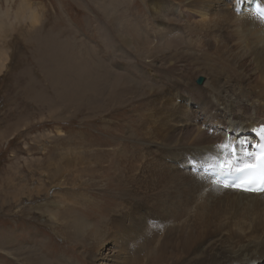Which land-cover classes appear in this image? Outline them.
Here are the masks:
<instances>
[{"label":"rangeland","instance_id":"rangeland-1","mask_svg":"<svg viewBox=\"0 0 264 264\" xmlns=\"http://www.w3.org/2000/svg\"><path fill=\"white\" fill-rule=\"evenodd\" d=\"M244 4L233 7L240 11ZM166 13L157 0H0V264H22L32 252L51 264H104L99 258L106 256L120 257L116 264H124L130 192L126 150L134 145L138 155L146 139L141 120L130 129L125 122L136 120L144 109L139 102L129 104L128 97L109 107V96L134 90L139 99L146 89L157 92L156 87L142 88V69L158 76L159 66L174 62L175 75L191 69L193 84L203 78L196 86L206 83L208 91H216L219 80L227 81L211 60L199 57L193 25ZM229 57L217 55L221 62ZM77 75L96 79L99 86L96 95L77 93L84 102L80 108L74 100L76 105L66 104L63 91V79ZM163 81L150 84L160 89ZM86 85L83 81L81 88ZM139 100L147 103L149 96ZM97 150L113 153L97 155L100 161ZM121 153L119 179H113L106 160L115 163ZM141 206L135 200L133 210L146 220L169 219L154 213L151 203ZM67 214L85 217L89 230L83 244L61 225L69 220ZM93 229L98 233L90 237ZM163 235L162 230L158 238ZM158 238L149 249L157 248ZM90 243L97 248L85 252Z\"/></svg>","mask_w":264,"mask_h":264},{"label":"bare ground","instance_id":"bare-ground-1","mask_svg":"<svg viewBox=\"0 0 264 264\" xmlns=\"http://www.w3.org/2000/svg\"><path fill=\"white\" fill-rule=\"evenodd\" d=\"M157 1L164 13L168 11L174 19H184L193 25V32L198 38L195 47L201 54L199 57L211 60L212 65L218 67L219 75L227 77V81L220 83L219 80L217 90L208 91L206 83L202 87L193 84L191 69H184L175 75L174 62L167 67L159 66L158 76L152 77L148 70L142 69L146 74L142 88L156 87L157 90L155 93L147 89L141 91L139 99H148L149 96L147 103L134 97V90L109 96L113 101L107 105L109 107L128 97L129 104L139 102L142 104L140 109H144L142 114L136 115V120L125 122L132 125L128 127L130 129L137 120H141V134L146 139L145 143L141 142L140 148L143 149L138 155L136 147L132 148L134 145L130 142L131 146L128 145L130 147L126 150L125 172L128 180H125L130 192L129 203L127 198L125 200L127 227L123 231L127 238L122 239L124 264H264V193L248 194L218 188L211 179L186 171L187 168L210 165V158L222 155L218 146L247 142L254 130L264 125V22L259 21L248 7L258 2L264 6V0ZM243 1L246 5L242 10L233 7ZM226 53H230V60L222 58L221 62L217 55ZM231 71L232 75L229 74ZM155 79L164 80L160 89L150 84ZM63 80L66 104L74 100L80 108L84 102L76 96L78 92L98 93L96 79L77 75ZM83 81L87 85L81 88ZM90 101L97 104L93 97ZM100 151L97 150L95 156L99 160L97 155L106 154L107 157L113 153ZM121 157L122 153L117 155L115 163L109 164L110 159L106 160L107 168L114 174L113 179H119L116 169ZM135 200L137 205L142 203L141 207L145 208H149L151 203L156 209L154 213L167 215L169 219L165 217V223L157 218L146 220L141 213L133 210ZM61 215L64 217L63 212ZM66 216L67 221L55 223L60 222L66 227L67 234L72 230V237H78L83 244L84 241L80 240L89 230L85 217L79 218L75 214ZM162 230L164 235L158 238ZM97 233L93 229L89 231V236ZM169 236L172 239L166 241ZM157 238L160 240L157 248L149 249ZM90 246L85 252L90 253L97 248L95 243H90ZM169 247L170 252L167 251ZM145 249V255L141 256ZM44 257L42 259L32 252L21 262L24 264L25 260H29L31 264H48ZM118 259L121 258H99L104 264H116Z\"/></svg>","mask_w":264,"mask_h":264},{"label":"snow or ice","instance_id":"snow-or-ice-1","mask_svg":"<svg viewBox=\"0 0 264 264\" xmlns=\"http://www.w3.org/2000/svg\"><path fill=\"white\" fill-rule=\"evenodd\" d=\"M221 156L212 157L209 166L212 183L218 188L264 193V148L258 155L247 159L237 157L230 144L218 146Z\"/></svg>","mask_w":264,"mask_h":264},{"label":"water","instance_id":"water-1","mask_svg":"<svg viewBox=\"0 0 264 264\" xmlns=\"http://www.w3.org/2000/svg\"><path fill=\"white\" fill-rule=\"evenodd\" d=\"M202 83H203V79H202V78H198V79L196 80V84H197V85H202Z\"/></svg>","mask_w":264,"mask_h":264}]
</instances>
